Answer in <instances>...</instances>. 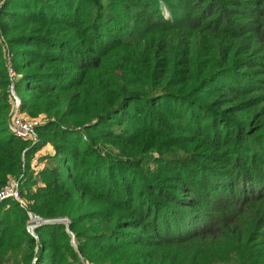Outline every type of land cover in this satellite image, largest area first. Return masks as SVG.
I'll return each mask as SVG.
<instances>
[{"label": "trees", "instance_id": "16d2710c", "mask_svg": "<svg viewBox=\"0 0 264 264\" xmlns=\"http://www.w3.org/2000/svg\"><path fill=\"white\" fill-rule=\"evenodd\" d=\"M21 174L0 264H264V0H0V188Z\"/></svg>", "mask_w": 264, "mask_h": 264}, {"label": "built area", "instance_id": "2783aa9c", "mask_svg": "<svg viewBox=\"0 0 264 264\" xmlns=\"http://www.w3.org/2000/svg\"><path fill=\"white\" fill-rule=\"evenodd\" d=\"M11 73V71H10ZM10 100H11V116L9 122V128L11 132L23 140H28L32 143H35L38 140L37 128L42 125V117H25L23 113L19 111L20 99L14 91L13 86H10ZM42 155V151H38L34 154L31 162L30 168L34 173L39 172L43 164L39 159V156ZM23 174L18 177H10L8 181L0 188V201L5 199H13L17 201L21 206H24L21 196V185L23 183L22 179ZM28 213V224L26 229L29 233L34 235V229L41 224L48 223L51 221H61L65 222V219H42L32 212ZM30 222V223H29ZM66 223V222H65Z\"/></svg>", "mask_w": 264, "mask_h": 264}, {"label": "rangeland", "instance_id": "374dc122", "mask_svg": "<svg viewBox=\"0 0 264 264\" xmlns=\"http://www.w3.org/2000/svg\"><path fill=\"white\" fill-rule=\"evenodd\" d=\"M163 15L165 16V17H168L169 16V11L163 6ZM23 115L25 116V117H29V115H27L26 113H23ZM22 201H23V204L25 205V203H26V201H25V199L22 197ZM30 212V211H29ZM65 222H66V220H65ZM30 223V222H29ZM27 224H28V222H27ZM71 237H73V235H71ZM236 263V261L235 260H233V261H231V262H226V263H222V264H235Z\"/></svg>", "mask_w": 264, "mask_h": 264}, {"label": "crops", "instance_id": "0c3cea01", "mask_svg": "<svg viewBox=\"0 0 264 264\" xmlns=\"http://www.w3.org/2000/svg\"><path fill=\"white\" fill-rule=\"evenodd\" d=\"M40 151H42V150H40ZM44 151L49 152V153H53V149L50 145L46 146ZM44 151H42V154L44 153Z\"/></svg>", "mask_w": 264, "mask_h": 264}]
</instances>
